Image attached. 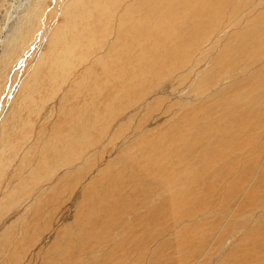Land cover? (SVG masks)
<instances>
[{
	"label": "rangeland",
	"instance_id": "rangeland-1",
	"mask_svg": "<svg viewBox=\"0 0 264 264\" xmlns=\"http://www.w3.org/2000/svg\"><path fill=\"white\" fill-rule=\"evenodd\" d=\"M36 1L41 2L39 18L26 32L20 52L21 46L13 47L5 58L3 69L8 71L0 80V264H264V207L256 204L264 202V100L248 94L264 78V48L251 59L247 48L238 56L226 53L254 25H263L264 0H199V5L168 1L154 8L151 17L152 24L163 25L162 31L133 40L124 36L123 28L138 20L148 25L143 12L152 5L142 0H0V59ZM175 11L179 15L171 19ZM196 11L205 29L193 34L185 50L167 59L166 53L180 39L178 29L192 22ZM89 13L101 26L88 37L79 27L69 38L64 21L75 19L77 26L81 21L84 28ZM184 16L185 25L180 21ZM77 32L83 36L80 46L74 39ZM67 41L76 42L73 54L60 56ZM86 42L89 49L83 46ZM59 58L72 65L48 69ZM146 59L157 73L143 78L129 95L135 97L132 106L114 117L110 110L109 116L107 104L109 95L117 92L113 78L120 64L122 73L132 77L138 68L145 70ZM38 79L44 86L40 94L23 102L22 93ZM223 102H230L228 110L239 106V125L252 115L254 124L240 134L244 140L239 150L233 151L231 142L228 146V125L221 123L224 134L203 137L199 130L190 134L191 145H176L174 153L182 160L167 150L162 167L156 159L160 154L146 157L148 141L165 140L169 147L175 139L186 138L188 143L186 120H194L199 129L221 121L218 105ZM96 111V143L87 145L74 163L69 156L73 164L44 181L58 146L94 122ZM41 161L46 172L38 171ZM123 165L137 173V186L144 187L132 193L133 180L126 177L120 197L114 198L123 200L119 214H99L92 206L100 200L95 198L96 188ZM159 174L168 180L161 182ZM208 187L212 190L207 194ZM171 193L178 195L174 208L167 202ZM186 198L197 210L177 216L194 206Z\"/></svg>",
	"mask_w": 264,
	"mask_h": 264
},
{
	"label": "bare ground",
	"instance_id": "bare-ground-1",
	"mask_svg": "<svg viewBox=\"0 0 264 264\" xmlns=\"http://www.w3.org/2000/svg\"><path fill=\"white\" fill-rule=\"evenodd\" d=\"M144 5L147 6V5H152L151 9L147 10L148 12H143V15L144 17H146L147 19H149V23H146L148 24L147 26L144 27V23L142 21H133L132 24H131V27H127V28H123V29H126L125 34L127 35H124L125 37L126 36H129L128 38H130L131 40H133L134 38H136L138 35H150V34H154L156 35L157 33H160L163 29V25L159 24V23H155V24H152V20H151V17L155 16V11H154V8L156 7H164L168 1H171L173 3H176V4H180V5H186V4H190V3H195V4H198L199 5V0H142ZM40 3L39 1H36V5L33 4L27 11V13L24 15V17L26 18H23L20 24H18L16 30L14 31V34L13 36L11 37V41H9V43L7 44V47L6 49L4 50L3 54H2V57L0 59V80H2V78L4 77V75H6V71H8L7 69L5 70L4 72V69H3V65L5 63V58L7 57V55L10 57L11 56V50L13 47H16V48H19L23 43L24 41L26 40L25 36H26V32L30 29V26L33 25L34 23V19L38 17V12H39V8H40ZM147 5H146V4ZM178 12L175 11L172 15H171V19L175 18L176 16H178ZM93 14L89 13L85 15L84 18H87L88 20V24L85 25V27L83 28V25H80L81 21L80 22H77L78 23V26L76 24V22H73L72 21H68V23H65L64 21V24H65V32L66 34L68 35L69 38H71L70 35H72V33L80 27V29H78V31L80 33L85 34V37L87 35H89L91 33V30H93L94 28L98 27V26H101V21L100 20H94L93 18ZM192 18H190V20L192 22H189L186 24V21H188V19L184 16L183 18L180 19V21H183V25H187L186 27H181L178 29V31L181 33L180 35V39L176 41L177 45L175 48L172 49V51L170 52H167V59H170L173 57V55H177L179 53L182 52V50H185L189 44V42L191 41V37L193 36V34L197 33V31H201V30H204L205 29V26L206 24H202L201 22L199 23V11H196V13H193L191 15ZM39 18V17H38ZM70 18V15H68V19ZM83 18V20H85ZM78 19H81L80 16L78 17ZM147 19H144V20H147ZM264 19V18H263ZM28 21V24H26ZM38 21V20H37ZM264 21V20H262ZM36 22V20H35ZM162 23V22H160ZM34 25H37V24H34ZM203 28V29H202ZM251 28V27H250ZM33 31V30H32ZM77 34V38H74V39H77V43H79V46H80V40L79 38L82 36L81 34H79L78 32L76 33ZM245 35V38H242L240 42H237V45L235 46L234 44V48L231 50V51H228L226 52L228 55L227 56H238L240 55L241 51L244 50V49H248L250 52H249V55H250V59L252 57L255 56V53L257 51H259L261 48H264V23L263 25H260L258 24V26H255L254 25V28H252L250 31L244 33ZM92 35V34H90ZM121 35V34H120ZM133 35V36H132ZM29 36V35H28ZM62 36V35H61ZM76 36V35H75ZM74 36V37H75ZM242 36V35H241ZM83 37V36H82ZM88 37V36H87ZM62 37H59L58 36V39H60ZM66 38V37H65ZM123 38V37H121ZM194 38V37H192ZM73 39V38H72ZM239 39V38H238ZM253 39V42H250V40ZM194 40V39H192ZM75 41V40H73ZM76 42H70V41H67V44H66V47L63 51L60 52V56L61 55H65V56H68L69 54H73L72 53V50L74 49V46L76 45ZM192 42V41H191ZM2 43V42H1ZM233 44V43H232ZM24 45V44H23ZM175 45V44H174ZM8 46H11L8 48ZM78 46V47H79ZM85 46L87 49L88 48V43L86 42ZM134 47V45H132ZM130 46V49H132L133 47ZM232 46V45H231ZM260 46H263V47H260ZM23 46H21V48L19 49L18 52H20V50L22 49ZM77 47V46H76ZM77 47V48H78ZM85 47H82V49L84 50ZM85 48V49H86ZM79 49V48H78ZM100 49V48H99ZM75 52V51H74ZM258 54V53H257ZM225 56V55H224ZM162 57V56H161ZM161 57L159 58V60L161 59ZM57 59V58H56ZM56 59H53L52 62H50V65L48 69H58L59 67L61 66H71L72 63L71 62H68V61H65V60H60L59 58V61L56 63ZM116 63H119L117 60L115 61ZM144 66H146L145 70L144 71H140L141 68H138L137 71L135 72H138L139 74H136L135 72H133L132 74L134 76L132 77H128L130 72L128 73H125V75L122 73V68H124L121 64H120V67H119V73L117 75H114L115 78H113V88L114 89H117V92H114L112 94L109 95V101H108V104H107V111H108V115L110 116V114L113 112V116L116 115L115 113H119V112H122L124 109L132 106V103L133 101L135 100V97H131L129 95H131L132 92H134L135 89L137 88H140V86L143 84V78H145L146 76L148 75H153L154 71L156 70V66L154 65V63L150 60V59H146L144 61ZM121 68V70H120ZM36 71V70H35ZM47 71V70H46ZM4 72V73H3ZM42 72V71H41ZM40 73V72H39ZM46 72L42 73L43 75L45 74ZM89 73V71H88ZM157 73V71H155V74ZM45 77V83L48 81V77H47V74L44 75ZM65 77V76H64ZM258 77V76H256ZM264 77V75H263ZM7 78V77H6ZM54 76H49V79L53 80ZM260 78V77H259ZM147 79V78H146ZM25 80V79H24ZM74 80V79H73ZM39 81L36 80V82H32L33 85L31 86L30 90L24 95V93H22L21 95V100L23 102L27 101V99H34V97H36V95L40 94L41 90L43 89V84L42 83H37ZM115 81V82H114ZM23 81H21L22 83ZM29 82V80H28ZM27 82V83H28ZM253 82V81H252ZM25 83V82H24ZM23 83V84H24ZM26 83V84H27ZM31 83V82H30ZM107 83V82H106ZM109 83V82H108ZM250 83V82H249ZM244 84V83H243ZM29 85V84H28ZM37 85V86H36ZM46 85V84H45ZM48 85V84H47ZM22 86V85H20ZM242 86V85H241ZM26 87V86H25ZM22 88V87H21ZM237 88V87H236ZM255 89H251L248 94H252L251 97L253 99V96L254 95H257L259 94L260 95V100H264V78H260V82H257V84L254 86ZM243 89V88H242ZM247 89V88H246ZM95 90V89H94ZM22 91V90H21ZM24 92V91H23ZM98 92V91H97ZM243 92V91H241ZM96 93V92H95ZM94 94V93H93ZM101 94V93H99ZM234 95V94H232ZM231 95V96H232ZM240 95V94H239ZM98 96V95H97ZM228 96V95H227ZM230 96V95H229ZM230 96V97H231ZM234 97V96H233ZM232 97V98H233ZM250 97V96H249ZM67 98V97H66ZM107 98V97H106ZM239 98V97H238ZM43 99V98H42ZM229 99V97H228ZM122 100H125L124 102ZM231 100V99H229ZM239 100V99H238ZM250 100V99H249ZM248 100V101H249ZM258 100V101H260ZM36 102V101H35ZM218 103V102H217ZM220 103V102H219ZM224 103V104H223ZM222 104H219L218 105V109L222 111L221 115H222V119L221 121L220 120H215V122H213L212 124H206V125H202L199 129V127L195 126V123L194 120L193 121H184V122H188L187 125L189 126L190 125V128H189V135L187 136V141L188 143L185 144V140L186 138H184L183 140H178V139H175V140H171V143H170V146L169 145H166L163 141L165 140H161V139H154V140H151V141H148L147 145L149 147V151H148V155L146 157H148L149 155H154L156 157V155H159V158H156L157 159V164L160 165L162 167V164H161V161L162 159H165V158H168V155H167V152L166 150L169 152V153H174L175 151V146L178 145V146H182V147H185L186 145H191L189 140L191 139L190 138V134H192L193 132L199 134V130H200V134L201 136L203 137H207L209 136L210 137V134L213 133V132H221V129H220V124L222 123L225 124V125H228V130L229 132L226 133V130H223L225 131V133L227 134L226 135V139L228 140V146L231 142V146L232 149H234L233 151H236V150H239L241 145L243 144V140L244 138L240 137V134L249 126L253 125V121H252V115L251 113L247 114L248 115H251V116H245L243 117V119L241 120V124L239 125V119H237L236 115H235V110L239 107V106H234L232 110H228L226 108L227 105L230 104L229 103H226V102H223ZM233 103V102H232ZM235 103V102H234ZM239 103V102H238ZM251 103V102H250ZM257 103V102H256ZM134 104V103H133ZM255 104V103H254ZM252 105V103H251ZM232 106V105H231ZM254 106V105H253ZM241 107V106H240ZM245 108V107H244ZM111 110V111H110ZM223 110H225V112H223ZM249 110V109H248ZM106 111V110H105ZM109 111L111 113H109ZM202 111V110H201ZM206 111V110H205ZM208 111V110H207ZM124 112V111H123ZM210 112V111H209ZM93 113V112H92ZM255 113V112H254ZM96 114H97V118L94 122L91 123V120L86 123L84 126H82V131H80L77 135L71 137V134L69 135L68 139L66 140V142H64V144L62 146H58V149H57V153H59L56 157L57 159L54 160V165L51 169H49L47 171V166L41 161V164H40V167L38 169V171L40 172H46L47 171V174H46V178L44 179V181L48 182L50 180H52V176L55 177V173L59 171V169H61L62 167H66V168H69L75 161H78L80 159V155L82 153H84V151L87 149V145L89 146H93L96 141H94L92 139V137L94 138L93 136V131H95L94 129H97L99 127V122L100 120H97L99 118V114L97 113L96 111ZM120 115V114H119ZM203 115V114H202ZM240 115V114H239ZM106 116V115H105ZM109 116L107 120V123L109 121ZM211 117H214L212 115H210ZM241 116V115H240ZM251 117V118H250ZM189 118V117H187ZM193 118V117H192ZM205 118V117H203ZM216 118V117H215ZM214 118V119H215ZM105 119H101V120H105ZM117 119V118H116ZM191 119V118H189ZM113 120V119H111ZM212 120V119H211ZM103 122V121H102ZM105 122V121H104ZM209 122V121H208ZM203 123V122H202ZM107 125V124H106ZM184 125V124H183ZM186 125V126H187ZM102 126V125H101ZM180 127V126H179ZM106 128V127H105ZM185 128V127H184ZM81 129V128H80ZM220 131H218V130ZM79 130V129H78ZM91 130V132H90ZM186 131H187V127H186ZM77 131H75L76 133ZM181 132V131H180ZM179 132V134H180ZM74 133V134H75ZM183 133V131H182ZM221 134H224V132ZM230 134V135H229ZM103 135V134H102ZM181 135V134H180ZM185 135V134H184ZM187 135V133H186ZM196 138H198V135L196 134ZM217 136V135H216ZM183 137V136H182ZM195 137V136H194ZM200 138V137H199ZM198 138V139H199ZM212 138V137H211ZM220 138V137H219ZM222 138V137H221ZM220 138V139H221ZM194 139V138H193ZM202 139V138H201ZM213 139V138H212ZM225 139V140H226ZM186 141V142H187ZM200 142V141H199ZM224 143V139L223 141L221 140V143ZM192 143V142H191ZM197 143V142H196ZM199 144V143H198ZM203 144V143H202ZM217 144V143H216ZM220 144V143H219ZM210 146V145H208ZM207 146V147H208ZM213 146V145H212ZM215 146V144H214ZM213 146V147H214ZM227 146V147H228ZM181 147V148H182ZM211 147V148H213ZM221 147V146H220ZM180 148V149H181ZM191 148V146H190ZM194 148V147H193ZM229 148V147H228ZM189 149V147H188ZM216 149V148H215ZM218 149V148H217ZM231 149V148H230ZM88 150V149H87ZM192 148L189 150L191 151ZM218 152V151H216ZM213 153V152H212ZM176 154V153H174ZM129 155V154H128ZM178 157L181 158L182 160V155L179 156V154H176ZM215 155V153H214ZM230 155V154H229ZM69 156L72 157L73 159V163L71 162V160L69 159ZM84 156V154H83ZM132 157V156H131ZM134 157V156H133ZM132 157V158H133ZM226 156L224 155V158ZM63 158H64V161H63ZM212 158V157H211ZM208 159H210L208 157ZM214 159V157H213ZM147 160L149 161L150 158H147ZM70 162L72 164H70ZM213 162V161H212ZM125 166H126V163H125ZM124 165H123V169L117 173H114L113 175L109 176V178L107 179V181H105L104 183L105 184H100L97 188H96V191H95V198L98 196L100 198V200H95L92 204V206L94 207V209L97 211V210H100L101 213L99 214H105V213H111L113 215H118L119 212H120V208H121V203L123 200H115L114 198L115 197H120L121 195V190L124 188V185L126 184L125 183V178L129 176V179L133 182H134V185H133V182L130 186V191L133 192H137L139 190H141V188H143L144 186L142 187H139L137 186V183H136V179H137V173H130L129 172V168H126ZM128 166V165H127ZM211 165L208 164L207 167H206V170L207 168H210ZM144 170L146 171H149V170H153L155 169V166L154 167H151V168H143ZM145 171V172H146ZM156 173L158 172L157 170L155 171ZM160 173V172H159ZM144 174V173H143ZM150 173H148L146 176H149ZM159 178H160V181L161 182H165L168 180V177L166 176L164 178V175L163 174H159ZM39 179V178H38ZM42 180V179H40ZM43 182V181H42ZM212 187H208L207 189V194L212 190L211 189ZM205 192V191H204ZM206 194V195H207ZM256 193L251 195L250 196V201L252 202H256V197H255ZM86 196V195H85ZM187 197V196H186ZM187 201H189L190 203H193L194 206H191L189 207L188 209L184 208L182 209V211L180 212L179 215L177 216H181V215H184L185 214H188L190 213L192 210H197L196 207H195V202L194 201H190L189 198H186ZM167 202L169 203V206L171 208H174V207H177L178 206V195L175 196V194H172L171 193V196L170 198L167 200ZM203 207L206 205V200H205V197H203ZM99 204H101V209H98L99 208ZM200 204V203H199ZM256 204L260 205L261 207H264V202H257ZM225 210V209H224ZM95 211V212H96ZM112 218V217H111ZM110 218V219H111ZM109 222V221H108ZM107 222V223H108ZM106 223H103L102 225L100 226H105Z\"/></svg>",
	"mask_w": 264,
	"mask_h": 264
}]
</instances>
